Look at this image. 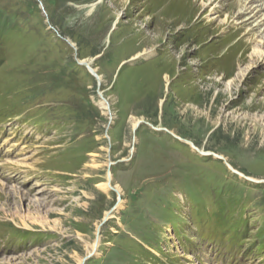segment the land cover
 I'll use <instances>...</instances> for the list:
<instances>
[{
  "label": "rangeland",
  "instance_id": "rangeland-1",
  "mask_svg": "<svg viewBox=\"0 0 264 264\" xmlns=\"http://www.w3.org/2000/svg\"><path fill=\"white\" fill-rule=\"evenodd\" d=\"M249 1L0 0V264H264Z\"/></svg>",
  "mask_w": 264,
  "mask_h": 264
},
{
  "label": "bare ground",
  "instance_id": "bare-ground-1",
  "mask_svg": "<svg viewBox=\"0 0 264 264\" xmlns=\"http://www.w3.org/2000/svg\"><path fill=\"white\" fill-rule=\"evenodd\" d=\"M257 2H260V0H250L249 3H248L249 6L245 5L244 8L243 7L241 8V10L245 9V10L249 11V16L244 20V22L251 21L250 25L255 23L254 27H252V29H250V32H253L254 30L257 31L261 26H264V16L263 15L259 16L260 11L262 10V8L258 7V6H255V4ZM241 12H239V13H241ZM263 37H264V35L262 37H260V39L263 38ZM259 41L256 42L258 47H260L259 45H261V43ZM258 47L254 48L253 49V53L251 54V59H252L253 62H254L255 59L258 60L264 54V52H262ZM144 55L146 56V55H149V54L140 53V54H137V55L133 56L132 59L134 60V59L139 58V57L144 56ZM87 67L89 68V64H87ZM90 70H91V74L93 76H95V73H96L95 70H93L92 68ZM239 75H240V73H239ZM242 76L244 77L245 74L242 73ZM165 78H167V76H165ZM232 85H233V81L228 80V82H226L227 89H231ZM98 106H99L100 110H102V111H107L108 110V106L103 101V99H100L98 101ZM139 122L140 121L135 122L133 126L136 127ZM111 182L112 181H111L110 176H109L107 178L106 182L100 183L97 186H98V188L100 190H102L105 193H108L111 190H116V192H120L118 187L115 186L113 188V186L111 185Z\"/></svg>",
  "mask_w": 264,
  "mask_h": 264
}]
</instances>
